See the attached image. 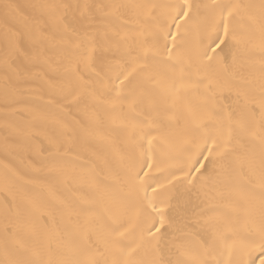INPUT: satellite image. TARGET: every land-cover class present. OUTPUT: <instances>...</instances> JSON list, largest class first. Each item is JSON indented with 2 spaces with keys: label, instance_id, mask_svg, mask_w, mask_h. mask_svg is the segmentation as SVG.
Instances as JSON below:
<instances>
[{
  "label": "snow or ice",
  "instance_id": "1",
  "mask_svg": "<svg viewBox=\"0 0 264 264\" xmlns=\"http://www.w3.org/2000/svg\"><path fill=\"white\" fill-rule=\"evenodd\" d=\"M31 7L5 36L4 103L47 90L87 124H64L29 162L49 177L25 180L34 190L5 173L0 264H264V0ZM76 182L82 191L65 194Z\"/></svg>",
  "mask_w": 264,
  "mask_h": 264
},
{
  "label": "bare ground",
  "instance_id": "2",
  "mask_svg": "<svg viewBox=\"0 0 264 264\" xmlns=\"http://www.w3.org/2000/svg\"><path fill=\"white\" fill-rule=\"evenodd\" d=\"M42 2H46V0H0V56H3L6 51V33L20 27L22 16L35 15V11L31 6ZM47 2H53V0H47ZM55 2H60V0H55ZM63 2H67V0H63ZM95 2H99V0H95ZM198 2L210 3L211 0H198ZM244 2L258 3L259 0H244ZM6 4L14 5L15 11L5 9ZM227 54L231 55L230 52H227ZM2 75L0 73V187H2L5 173L11 170L23 178L18 180V183L27 189L34 190V186L26 185L24 181L30 179L45 181L49 177L44 173H33L29 167V162L35 164L41 159V149L47 150L49 138L62 139L66 135L64 124H68L69 127L79 132L81 126L87 124L86 117L77 110L75 105H65L61 110L58 104L63 103L62 101H58L57 104H49L48 101L52 97L49 96L47 90L37 92L32 88H24L19 93L17 101L5 105ZM225 102L230 101L226 100ZM6 123L8 127H5ZM89 130L93 134L96 132L95 129ZM91 147L97 151L107 153L111 172L119 171L121 161L116 153L98 138L92 141ZM46 155L47 151H44L43 156ZM77 155L81 157L77 161L78 165H87V162L91 159L90 154L87 152L78 153ZM206 163L209 171L215 175V169L218 167L219 162L214 164L208 161ZM106 174L107 170L102 175ZM63 191L65 194L76 195L82 189L79 182H76L69 184L68 188L63 189ZM186 196H188V193L181 186L176 192L174 203L182 201ZM2 199L3 197L0 196V200ZM215 203L217 201L210 200L201 205V207L208 208L205 214H212L213 209L210 206ZM251 211L258 217L260 213L259 204L254 203L251 206Z\"/></svg>",
  "mask_w": 264,
  "mask_h": 264
}]
</instances>
